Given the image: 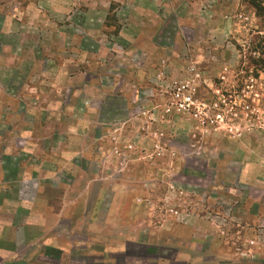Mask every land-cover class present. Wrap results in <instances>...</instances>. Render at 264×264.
Segmentation results:
<instances>
[{"label": "rangeland", "instance_id": "rangeland-1", "mask_svg": "<svg viewBox=\"0 0 264 264\" xmlns=\"http://www.w3.org/2000/svg\"><path fill=\"white\" fill-rule=\"evenodd\" d=\"M26 1L0 0V264H67L32 242L77 199L144 207L131 239L264 258V0H44L24 18Z\"/></svg>", "mask_w": 264, "mask_h": 264}, {"label": "crops", "instance_id": "crops-1", "mask_svg": "<svg viewBox=\"0 0 264 264\" xmlns=\"http://www.w3.org/2000/svg\"><path fill=\"white\" fill-rule=\"evenodd\" d=\"M43 1L29 0L24 2L21 8L23 17L32 16V13L37 12L39 7L44 8ZM45 9L44 13L48 11L46 7ZM254 9L256 16L257 9L255 7ZM257 33L264 34V32ZM144 211V207L121 206L113 201L109 204L100 203L88 206L77 199L73 203L64 205L58 213L53 214L54 216L48 217V220L51 219L52 223L55 221L61 224L66 223L67 229L64 233H56L58 229H55L54 225H49L45 238L37 237L34 238V241L33 238L30 241H33L32 245L36 244L42 248L46 246L48 251H57L61 256H64V259L65 257L68 258L69 262L67 264H80L81 262L83 264H169L170 262L173 264H264L262 250L255 248L254 253L250 256L241 249L237 253L222 250L218 254L213 253L207 256L196 251V254L187 256L180 252L177 247H168L175 252V255L173 260L167 261L163 255L158 254L160 251L167 250L166 246L142 239L130 238L132 237L130 235L132 231L130 230L145 221V218L140 219L135 213H143ZM48 214L51 215L50 209L47 210ZM51 217H54V219ZM110 229L116 231L110 233ZM125 229L127 234L122 233ZM107 231L109 235L106 234ZM96 239H98L103 251V254L99 256H96V252L90 248L91 240ZM87 248L91 251L90 253H88ZM109 254L113 257L106 260L105 256H109ZM77 255L80 256L79 260ZM161 257L163 258L160 259ZM155 259H159V262H152ZM35 262L39 264V260Z\"/></svg>", "mask_w": 264, "mask_h": 264}, {"label": "built area", "instance_id": "built-area-1", "mask_svg": "<svg viewBox=\"0 0 264 264\" xmlns=\"http://www.w3.org/2000/svg\"><path fill=\"white\" fill-rule=\"evenodd\" d=\"M187 86H183V88H178L177 92L174 93V99L177 101V103L180 104V111L188 112L190 110L189 108L193 105L195 106V102L193 101V93L191 90L187 91V93H184L182 90H186ZM223 121V115L221 113H218L213 122H219Z\"/></svg>", "mask_w": 264, "mask_h": 264}, {"label": "trees", "instance_id": "trees-1", "mask_svg": "<svg viewBox=\"0 0 264 264\" xmlns=\"http://www.w3.org/2000/svg\"><path fill=\"white\" fill-rule=\"evenodd\" d=\"M254 7L258 10V8L254 5Z\"/></svg>", "mask_w": 264, "mask_h": 264}]
</instances>
